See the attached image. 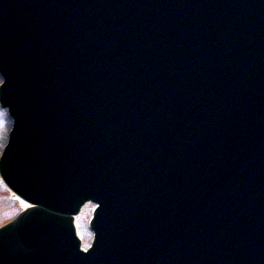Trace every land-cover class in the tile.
<instances>
[{"label":"water","instance_id":"obj_1","mask_svg":"<svg viewBox=\"0 0 264 264\" xmlns=\"http://www.w3.org/2000/svg\"><path fill=\"white\" fill-rule=\"evenodd\" d=\"M240 1L46 0L23 34V2L0 0L1 95L19 113L0 170L43 207L0 231V264H264V6ZM151 103L135 129L110 112ZM88 107L112 124L91 133ZM86 200L102 208L82 255L54 219ZM127 213L153 241L133 243Z\"/></svg>","mask_w":264,"mask_h":264},{"label":"rangeland","instance_id":"obj_2","mask_svg":"<svg viewBox=\"0 0 264 264\" xmlns=\"http://www.w3.org/2000/svg\"><path fill=\"white\" fill-rule=\"evenodd\" d=\"M2 117H3V116H2ZM4 126H5V123L2 122V118H1V116H0V148H2V144L4 143V137H3V128H4ZM3 201H4V198H3V196H2V194H1V192H0V223H2V222H4V221L8 220L9 218H11L10 215L5 216V217L3 216V215H5L7 212L10 211V207L7 206L5 203H4V205H3ZM14 211H15V210H14ZM14 211H13V212H14ZM13 212L11 211V214H13ZM88 214H89L88 212H87V213H84V220H83V224H84V225H85V222L87 221ZM84 225H82V228H83L82 232H84V230H85ZM0 226H1V225H0ZM84 236L87 238V240L90 239V235L87 233V230H86Z\"/></svg>","mask_w":264,"mask_h":264}]
</instances>
